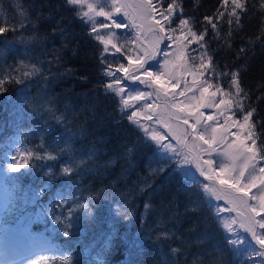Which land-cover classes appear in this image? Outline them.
Returning a JSON list of instances; mask_svg holds the SVG:
<instances>
[{
  "label": "trees",
  "instance_id": "1",
  "mask_svg": "<svg viewBox=\"0 0 264 264\" xmlns=\"http://www.w3.org/2000/svg\"><path fill=\"white\" fill-rule=\"evenodd\" d=\"M175 2L193 30L205 36V49L191 44L189 51L212 57L209 80L223 84L233 99L230 77L237 72L244 110L255 109L251 119L256 131L264 132L259 124L264 120V0H244L240 28L235 20L227 23L231 2L229 8L223 0ZM218 11L225 16L218 17ZM205 16L217 23L218 35ZM180 17L178 9L173 17L177 28ZM0 26L9 29L0 34V131L21 135L32 153L27 167L7 177L12 201L1 235L9 225L21 223L28 232L24 235L41 244L40 236H45L52 247L42 254L41 264H96L97 259L125 264L128 257L119 239L101 252V241L113 232L150 237L132 257L134 264H250L257 259L225 243L226 230L216 219L220 202L212 198L210 205L206 193L198 199L197 192L214 182L205 181L193 166L185 171L168 156L161 160L163 150L157 152L143 129L127 119L133 109L122 113L121 98L106 94L105 85L112 80L101 73L102 67L107 70L100 63L103 46L65 0H0ZM32 66L39 71L25 76ZM126 86L129 92L137 89ZM47 154L57 159H35ZM63 167L72 171L62 173ZM80 204H88L92 216ZM165 232L169 237L156 239ZM172 248L179 251L173 254Z\"/></svg>",
  "mask_w": 264,
  "mask_h": 264
},
{
  "label": "snow or ice",
  "instance_id": "2",
  "mask_svg": "<svg viewBox=\"0 0 264 264\" xmlns=\"http://www.w3.org/2000/svg\"><path fill=\"white\" fill-rule=\"evenodd\" d=\"M229 2L230 0H223L222 6L229 8ZM65 4L73 8L77 17L82 18L86 24L90 25V35L94 34V39L103 46L100 63L107 70L102 67L101 73L105 77L114 78V83H106L105 92L106 94L114 93L116 97L121 98L118 101V108L122 113L125 109L133 108L130 103L132 100H147L153 96H156L157 99L165 98L166 118L161 120V126L167 125V135L176 140L177 148H173L170 143H164L166 137L158 132L153 131L151 136H148L149 128L138 119L141 112L133 109L127 115V119L133 125L143 129L144 136L154 142L157 152L163 150L160 156L161 160L166 159V154L169 152H178L183 156L182 163L193 164L205 181L214 182L211 185L205 184L202 191L197 192L198 199L203 200L206 193L210 205L212 198L216 201H223L227 207L219 205L215 207L217 209L216 219L222 223L223 229L226 230L225 243L230 245L233 251L239 253L241 245L251 246V242L254 241L255 245L259 247L253 248L252 255L257 259H251L250 264H264V259H261L264 258V166L259 167L260 175H257V165L264 162V141L260 140L264 136V132H257V122L251 119L255 109L244 110L240 99L244 90L239 84L237 72H232L230 77L231 86L235 89V99H233V93L225 91L223 84L216 85L209 80L207 73L210 68L214 67L212 57L206 52L194 54L189 51L191 44L205 49L207 47L205 36L202 32L193 30L190 20L183 17L181 5L177 4L175 0H168L167 7L164 6V0H155V2L154 0H141L140 4L136 6V14L141 18V24H137L136 18L130 15L127 6L122 5L119 0H112L108 10H105L102 4L94 3L93 0H65ZM76 6L86 10L81 12ZM178 9L181 17L177 28L173 25V17ZM244 10V0H231L227 23L232 25L235 20L237 28H240V14ZM217 16L223 18L225 13L218 11ZM97 17L102 19L97 20ZM204 21L211 26L213 34L218 35L217 23L213 18L205 16ZM145 24L147 32L151 34L150 47H144L141 44L136 49L135 56L129 54V50H124L122 54L127 60V64L121 63L113 71L111 64L105 59V54L110 51L109 45H111V49H115L116 53L122 52V46L113 43L118 33L112 30L131 28L136 33L135 38L139 40ZM185 28H187L186 32H184ZM99 29L108 30V34H100ZM7 30H9L7 27L0 26V34ZM177 30L183 34L174 35ZM174 44L175 46H173ZM240 51H244L243 46ZM205 57H207V63L204 61ZM197 60L200 61L199 66L195 63ZM172 68L177 71H172ZM38 71V68L32 66V71H25L24 75L28 76ZM116 73H121V76L117 77ZM184 74L191 75V84L185 83L183 89L177 93L176 90L181 86L180 77ZM224 75H227V72ZM123 81L141 85L151 91L137 90L134 96L123 99L125 91ZM197 91L199 92L198 96L196 95ZM177 96L185 97V100L177 103ZM151 109V105L145 104L141 110L144 113V118L148 121L153 119ZM204 109H215L216 114L206 115ZM52 116L57 124L63 123L60 115L53 112ZM221 116L224 118L222 124L219 122ZM169 120H175L178 123L173 126L168 123ZM259 124L264 125V120L259 121ZM182 126H186L183 133L179 131ZM187 129L191 131L188 132ZM189 136L191 142L188 141ZM202 145H207V148L201 150ZM202 155L206 158L201 159ZM213 156L219 159H213ZM14 159H18L19 163L14 165L10 171H19L22 166H28L31 156L14 157ZM35 159L54 161L57 157L47 154L37 155ZM61 171L70 173L72 169L63 167ZM184 175L187 176L189 173L185 172ZM217 184L221 187L217 188L215 186ZM254 188L259 189V195L250 194ZM249 201H254V203L249 204ZM238 204L243 207L244 211L240 210ZM79 207L86 208L88 216H92V210L88 204H80ZM148 207L149 205L146 204L145 208ZM75 210L73 208L69 211L68 218H71L72 212ZM195 210L193 208V211ZM225 212H236L241 219H228L219 216V213ZM58 221L59 217L54 222ZM234 225H238L244 233L249 234L250 240L248 236H242L236 232ZM64 235L67 237L68 233L65 232ZM161 236L169 237V233H161L156 239L159 240ZM117 239L123 244L127 253L128 259L125 264H134L132 257L142 250L144 241L149 240L150 237L145 236L143 240L139 237L130 238L127 235L118 237L113 232L101 241V252L105 249L111 250ZM171 251L175 254L179 250L172 248ZM70 259L71 257H69ZM96 264H102V262L97 259Z\"/></svg>",
  "mask_w": 264,
  "mask_h": 264
},
{
  "label": "rangeland",
  "instance_id": "3",
  "mask_svg": "<svg viewBox=\"0 0 264 264\" xmlns=\"http://www.w3.org/2000/svg\"><path fill=\"white\" fill-rule=\"evenodd\" d=\"M94 3L102 4L105 7V10H108V8L112 4V0H93ZM119 2L122 5L127 6V11L130 13L132 16L137 17V24H141V18L137 16L136 14V6L140 4L141 0H119ZM231 2V0H230ZM79 8V6H78ZM80 11H85V8H79ZM124 9L122 8V12ZM135 17V18H136ZM97 20H100L102 18L97 17ZM98 27V25H97ZM144 30L141 32L139 36V40H137L136 33L133 31V34L130 31V28L127 30H115L113 29L112 31H116L118 34L115 36L113 43H116L117 46H122V52L121 53H116L115 49H111V45H109L110 51L106 53V60L111 64L112 70L114 71L116 67H118L121 63L127 64V60L123 56V51L124 50H129V54H132L135 56L137 54L136 49L140 47L141 44H143L144 47H150V39H151V34L147 32L146 24L143 26ZM100 34L102 35H107L108 30L104 29H99ZM185 31V30H184ZM130 33V35H129ZM183 34V33H182ZM180 34V35H182ZM178 35V34H174ZM134 36V38H133ZM132 39V41H130ZM135 39V42L133 43ZM167 43V42H165ZM175 46V44L173 45ZM163 47V45H162ZM196 65L199 66V60H197ZM172 71H177V69L172 68ZM116 76L119 77L121 76V73H116ZM181 86L178 88L176 91L177 93L181 91L184 87V84H191L192 77L190 74H184L181 77ZM208 78H211V76L208 75ZM111 82L114 83V78H111ZM123 84L125 86V91L123 94V99H129V97L134 96L136 91H151V89H146L141 85H136L134 83H131L129 81H123ZM134 86L136 87V91L129 92V87L126 86ZM226 91V90H225ZM191 95V93H189ZM196 95H199V92H196ZM219 99V96L217 97ZM164 99L161 97L160 99H157L156 96H153L151 99L147 100H140V101H135L132 100L130 103H132L133 108H129L128 110L136 109L137 112H141V115L138 117L141 123H144L148 128H149V133L148 136H151L152 132H158L159 134L163 135L166 137L164 143H170L173 148H177V142L176 140H173L170 136L167 135V125L161 126V120L165 119V109H164ZM185 100V97H179L177 96L176 102L179 103L181 101ZM148 104L152 106V113H153V119L151 121H148L144 118V113L141 111L144 108V105ZM172 110V109H169ZM205 114H216L215 109H204ZM239 114V113H238ZM223 117H219V122L220 124L223 123ZM168 123L172 124L175 126L178 121L175 120H169ZM186 129V126H182L179 131L181 133L184 132ZM188 132H190V129H187ZM235 131V129H233ZM144 133V132H143ZM188 141L191 142V137H188ZM154 144L153 141H150ZM199 143V142H197ZM203 148H207V145H202L201 150ZM162 150V149H161ZM163 153V151H162ZM30 155V151L27 148V145L24 144V142L18 140L17 138H14L13 140H8L5 143H1L0 145V225L3 223V217L5 213L7 212V208L11 203V194L9 190H7V187L5 185L6 182V177L9 175L11 172L10 169L19 163L18 159H14V157H22ZM171 160L175 161L177 167H179L182 170L188 171L189 166L195 167L193 164H184L182 163L183 161V156L180 155L178 152H169L166 154ZM206 158V156L202 155L201 159ZM213 159H219L216 156H213ZM264 166V163L262 162L261 164L257 165V175L259 174V167ZM200 175V174H199ZM247 175V173H246ZM212 182V181H211ZM217 188H220V185H216ZM250 194L254 195H259V189L254 188L252 189ZM220 202V207H227L223 201ZM254 201H249V204H253ZM241 211H244L243 207L241 205H237ZM223 215V218H228V219H241L240 216H237L236 212H225L221 213ZM236 229V232H238L242 236H248L250 240V235L246 234L243 232V229L239 228L238 225L233 226ZM25 229V226H24ZM29 227L26 228L28 230ZM257 231H260L257 229ZM13 232V231H12ZM10 233L9 231L5 232V236L1 237L0 235V264H41L42 263V258L44 252L48 251L49 248L51 249L52 246H48V242H46L44 239H42V242L44 244H40L38 241L33 240L32 235H27L28 232H25L23 230V226H21L17 231H14L13 233ZM25 233L26 235H24ZM23 235V236H22ZM258 245H255V242H251V246L248 244L241 245L240 246V251L243 253V255L247 256H253L252 251L253 248H258ZM255 257V256H254ZM264 259V258H261Z\"/></svg>",
  "mask_w": 264,
  "mask_h": 264
}]
</instances>
